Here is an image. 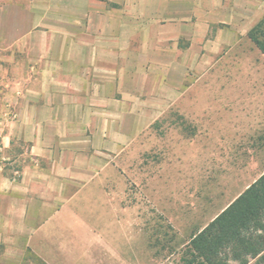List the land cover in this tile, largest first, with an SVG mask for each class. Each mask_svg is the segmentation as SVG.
<instances>
[{
	"label": "rangeland",
	"instance_id": "1",
	"mask_svg": "<svg viewBox=\"0 0 264 264\" xmlns=\"http://www.w3.org/2000/svg\"><path fill=\"white\" fill-rule=\"evenodd\" d=\"M16 1L31 0L0 6ZM191 5L194 39L186 32L145 46L140 62H128L133 74L141 72L140 85L126 88L130 109L117 107L111 125L100 128L111 149L101 143L98 157L85 160V168L100 170L96 179L50 192L53 205L69 206L62 231L41 230L39 221L30 241L7 231L0 264H184L191 236L264 170V55L246 35L264 0ZM1 64L6 89L10 62ZM6 218L0 215V228L9 226Z\"/></svg>",
	"mask_w": 264,
	"mask_h": 264
},
{
	"label": "crops",
	"instance_id": "2",
	"mask_svg": "<svg viewBox=\"0 0 264 264\" xmlns=\"http://www.w3.org/2000/svg\"><path fill=\"white\" fill-rule=\"evenodd\" d=\"M192 1L31 0L0 6V52L10 51L0 57V84L8 71L1 59L10 62L11 75L7 88L0 87V215L9 224L0 228L1 238L10 231L7 238L30 241L37 221L41 230H59L68 221L69 206L53 205L50 192L68 184L78 190L80 182L96 179L92 175L100 170L85 168V160L98 157L101 143L111 149L100 128L111 125L117 107L130 109L126 88L140 85L142 74H133L129 63L140 62L145 46L186 32L194 39ZM164 27L170 29L164 33ZM14 163L17 169L4 166Z\"/></svg>",
	"mask_w": 264,
	"mask_h": 264
},
{
	"label": "trees",
	"instance_id": "3",
	"mask_svg": "<svg viewBox=\"0 0 264 264\" xmlns=\"http://www.w3.org/2000/svg\"><path fill=\"white\" fill-rule=\"evenodd\" d=\"M246 35L264 55V15ZM186 254L184 264L264 260V172L191 236Z\"/></svg>",
	"mask_w": 264,
	"mask_h": 264
}]
</instances>
